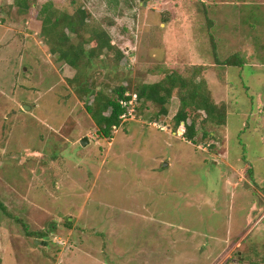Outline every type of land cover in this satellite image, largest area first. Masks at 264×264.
<instances>
[{"label":"rangeland","instance_id":"374dc122","mask_svg":"<svg viewBox=\"0 0 264 264\" xmlns=\"http://www.w3.org/2000/svg\"><path fill=\"white\" fill-rule=\"evenodd\" d=\"M13 1L0 0V264H264V0L1 11ZM47 2L57 17L87 11L73 44L104 31L122 59L57 61L40 39ZM232 55L242 67L222 66ZM193 66L227 113L223 126H198L194 143L172 129L175 96L164 117L137 101L111 138L86 111V89L132 94Z\"/></svg>","mask_w":264,"mask_h":264},{"label":"trees","instance_id":"16d2710c","mask_svg":"<svg viewBox=\"0 0 264 264\" xmlns=\"http://www.w3.org/2000/svg\"><path fill=\"white\" fill-rule=\"evenodd\" d=\"M203 5L204 0H191ZM34 0H14L13 4L4 6L1 11L10 14L14 8L22 15L27 13L31 8ZM42 29L40 39L47 45L49 53L63 62L67 67L78 69V62L81 55L87 56V61L98 59L103 52L116 57L119 61L123 54L115 47L108 33L96 32L91 36L90 42L81 41V44H73L68 34H79L80 30L85 26L86 19L89 17L84 9H78L73 14L57 15L52 11L50 2L42 6L39 11ZM83 43L89 44L90 49H84ZM82 58V57H81ZM216 58V56H215ZM218 64V59H215ZM242 60L237 55H232L222 64L224 67H242ZM202 68L193 66L191 68V76L185 78L181 74L170 73L161 76L160 80L152 84H142L132 94L128 93V89L119 87L114 91V96L108 97L101 92H92L86 89V94L94 97L93 106L87 104L86 111L92 116L95 125L99 128V132L106 138H111V131L118 128L121 123V116L127 112V109L121 106V101H130L135 97L137 101L149 102L156 104L161 109L162 116H167V105L172 97L179 100V108L175 116L170 120L174 127V132L178 128L184 131V138L194 143L197 134V127L204 126L208 122L216 126H223L226 122V109L224 104L216 105L210 98L209 93L205 90V80L199 79L195 82V78L201 75ZM110 111L109 115L106 113ZM190 121V122H189ZM179 131V130H178ZM0 209L6 210L2 205ZM18 222V221H17ZM35 238H44L43 233H34Z\"/></svg>","mask_w":264,"mask_h":264},{"label":"built area","instance_id":"2783aa9c","mask_svg":"<svg viewBox=\"0 0 264 264\" xmlns=\"http://www.w3.org/2000/svg\"><path fill=\"white\" fill-rule=\"evenodd\" d=\"M121 106L125 109H127V112L124 113L122 116H121V120H125L127 116H132V113L134 112V107H136V104H137V100L135 97L131 98L130 101H121Z\"/></svg>","mask_w":264,"mask_h":264},{"label":"water","instance_id":"95a60500","mask_svg":"<svg viewBox=\"0 0 264 264\" xmlns=\"http://www.w3.org/2000/svg\"><path fill=\"white\" fill-rule=\"evenodd\" d=\"M87 143H88L87 138H84V139L81 141L82 146H86Z\"/></svg>","mask_w":264,"mask_h":264}]
</instances>
